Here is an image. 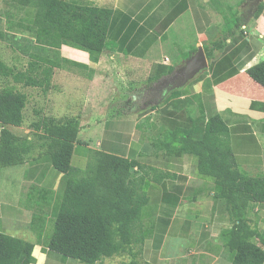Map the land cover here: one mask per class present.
<instances>
[{
  "label": "crops",
  "instance_id": "crops-1",
  "mask_svg": "<svg viewBox=\"0 0 264 264\" xmlns=\"http://www.w3.org/2000/svg\"><path fill=\"white\" fill-rule=\"evenodd\" d=\"M3 1L34 9L38 22L52 19L55 0ZM63 1L113 11L108 49L96 61L68 45L59 49L61 57L88 67L121 69L125 62L131 70L142 65L147 78L167 76L199 47L224 42L213 60H207L206 70L183 87L165 92L151 104L155 105L152 109L150 105L128 111L122 100L111 102V95L124 91L131 82L118 74L117 86L113 76L93 75L85 80L88 85L84 89L81 81L69 82V78L59 79L62 85L57 86V73L68 71L54 69L47 97L61 100L62 113L73 115L75 103L62 100L82 93L76 101L81 104L79 109L91 110L94 115L80 119L79 134L85 135L81 140L77 137L80 144L74 146L72 167L85 170L90 150L117 155L140 166L134 173L141 180L147 202L140 212L142 242L133 247L134 264H233L235 251L226 245L233 223L220 188L213 177L199 170L197 155L175 146L184 134L173 133L179 130L192 140H203L207 121L218 115L228 128L236 166L250 176L264 177V88L246 73L264 60V0L254 19L256 5L251 0ZM80 86L82 91L76 89ZM113 111H117L116 116L110 117ZM64 186V175L45 156L0 169V264L16 238L33 244L32 264H82L46 246ZM239 197L250 227L264 236V203L250 208L247 196L240 193ZM131 261V257L113 256L97 264Z\"/></svg>",
  "mask_w": 264,
  "mask_h": 264
},
{
  "label": "trees",
  "instance_id": "trees-1",
  "mask_svg": "<svg viewBox=\"0 0 264 264\" xmlns=\"http://www.w3.org/2000/svg\"><path fill=\"white\" fill-rule=\"evenodd\" d=\"M261 10L262 2L256 5L252 19L258 17ZM112 15L113 11L108 8L55 0L51 21L38 22L34 9L9 5L0 15V41L15 44L16 36L22 34L29 41L28 62L24 70L0 65L3 76L24 88L47 93L52 89L54 69L86 72L88 66L61 57L59 49L61 45H68L87 52L96 61L108 49ZM223 43L219 40L204 46L206 59L213 60ZM246 73L264 88V60ZM164 75L148 76L147 81L153 83ZM25 106L24 93L10 87L0 90V169L45 156L53 168L64 175L60 208L51 221L46 239L48 249L82 264H97L113 256L131 257L129 264H134L133 247L142 242L140 212L147 202L140 189L141 180L134 173V168L140 166L117 155L90 150L85 170L72 167L74 146L80 144L77 139L80 119L42 117L32 124L41 132L37 136L39 143L34 145L27 137L16 136L8 129V126L23 124ZM173 135H182L183 139L175 141V146L197 155L199 170L213 177L220 188V197L225 200L233 223L226 242L235 251L233 264H263L264 236L250 227L239 194L247 196L250 208L264 203V177L250 176L236 166L230 151L228 128L218 115L207 121L203 140H192L179 130ZM32 251L33 244L16 238L6 253L4 264H32L35 262Z\"/></svg>",
  "mask_w": 264,
  "mask_h": 264
},
{
  "label": "rangeland",
  "instance_id": "rangeland-1",
  "mask_svg": "<svg viewBox=\"0 0 264 264\" xmlns=\"http://www.w3.org/2000/svg\"><path fill=\"white\" fill-rule=\"evenodd\" d=\"M8 4L4 2L3 0H0V15L1 13L8 8ZM15 44H12V42L9 41H0V65H3L9 69L12 70H24L27 62H28V48L26 47L29 43L26 39L23 38L22 34H18L16 36V40L13 41ZM106 54V53H105ZM105 58L108 61L113 62L110 58V55L108 53L104 55ZM116 63L118 64V60L114 57ZM122 65H126L125 67H103V66H96L91 65L88 67V70L86 72H81L79 70H73L71 72L65 73V72H58L54 81L57 84V86L62 85L59 82V79L62 78H69V82L77 80L78 82H82L84 85V89L87 88L88 82L85 81L86 79H90L93 75H101V76H113V85L117 86L119 84L118 79H115L118 77V75H121L123 77V80L125 79H131V82L126 84L125 90L119 89L118 91L114 92L111 97V102H118L122 100L125 107L128 111H140L147 107H149L151 104H147V106H143L141 103H139V99L141 98L139 96L141 91L148 90L149 88H152L154 84H157V82L149 83L147 81V75L145 68L141 65L137 68L130 69L128 67L127 63L122 62ZM3 69L0 68V90H2L5 87H10L16 91H20L26 95V106L24 109V122L20 127H13L8 126V129L15 134L16 136L20 137H27L34 145H37L39 143L37 136L41 133L37 131L35 128L32 127L33 123L38 122L42 117H51L56 120H63L64 118L68 117H78L79 119H91L94 118V115L91 114V110H81L79 109L80 103H76V101L79 100V97L82 96V93H73L71 95L72 98L63 99V103H69L73 104L75 103L74 108L71 109V112L73 115H66V113H62V104L61 100H52L49 97H47V93H43L39 89L35 88H24L21 85L14 84L10 77L3 76ZM75 76H74V75ZM118 74V75H117ZM76 77H83L84 79H79ZM118 81V82H117ZM52 82V81H51ZM69 84V83H68ZM75 85V84H71ZM78 85V84H77ZM100 85H106L108 86L109 83L100 84ZM78 90H83L82 86L76 87ZM110 95V94H109ZM134 96V99L132 98ZM110 97L106 98L107 101ZM133 99V101H132ZM66 107V106H64ZM73 107V106H72ZM67 108V107H66ZM117 111H113V114H110V117H115ZM108 117V116H107ZM104 118V116H102ZM85 133L81 132L78 134V138L81 140L84 137ZM90 135L92 133L90 132ZM39 150H36L35 152H38ZM79 153V150L77 149L75 151V156Z\"/></svg>",
  "mask_w": 264,
  "mask_h": 264
},
{
  "label": "water",
  "instance_id": "water-1",
  "mask_svg": "<svg viewBox=\"0 0 264 264\" xmlns=\"http://www.w3.org/2000/svg\"><path fill=\"white\" fill-rule=\"evenodd\" d=\"M262 0H254L253 3L258 5ZM208 67L205 53L201 47L184 62L182 66L177 68L170 75L163 76L158 80L155 90L159 97L165 92L173 89L181 88L192 80L197 74L206 70Z\"/></svg>",
  "mask_w": 264,
  "mask_h": 264
},
{
  "label": "flooded vegetation",
  "instance_id": "flooded-vegetation-1",
  "mask_svg": "<svg viewBox=\"0 0 264 264\" xmlns=\"http://www.w3.org/2000/svg\"><path fill=\"white\" fill-rule=\"evenodd\" d=\"M156 84L152 88H149L148 90H145L139 94L141 97L139 99V103H141L143 106H147V104H152L154 102H157L159 100V95L157 94L155 90Z\"/></svg>",
  "mask_w": 264,
  "mask_h": 264
}]
</instances>
